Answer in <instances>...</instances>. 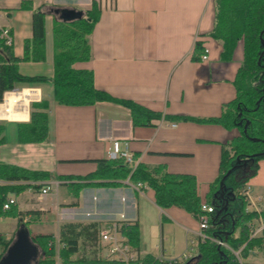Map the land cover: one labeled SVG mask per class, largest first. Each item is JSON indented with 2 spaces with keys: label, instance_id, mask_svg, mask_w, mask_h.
<instances>
[{
  "label": "crops",
  "instance_id": "0c3cea01",
  "mask_svg": "<svg viewBox=\"0 0 264 264\" xmlns=\"http://www.w3.org/2000/svg\"><path fill=\"white\" fill-rule=\"evenodd\" d=\"M94 1L101 15L89 37L91 59L76 67L93 72L97 89L164 116L207 119L222 115L226 104L236 97L234 81L243 62V44L231 61L221 60L222 45L210 35L214 0H0V28L10 29L14 54L22 58L26 40L33 37L34 12L41 5L89 10ZM24 3L27 8L22 9ZM53 27L54 17L49 14L45 18V60L20 62L18 68L21 75L42 76L46 82L7 91L0 99V163L49 171L55 177H83L97 170L98 160L110 159L117 142L120 150L133 155L136 165L162 166L169 173L195 177L198 195L206 199L219 177L223 148L237 131L216 124L169 121L164 116L149 126L136 127L130 110L111 102L58 105L53 99ZM197 42L208 49L206 61L192 58ZM11 94L19 97L13 104L8 103ZM43 99L49 102V137L43 143H21L19 126L30 121L31 104ZM17 114L26 116L15 118ZM46 184L52 187L49 194L57 187L56 202L49 207L42 204L49 194L45 200L39 199L41 189L31 187L11 195L16 197L20 215L0 218V238L10 241L7 248L0 245V264H38L44 254L34 239L45 235L60 239L61 226L52 225L54 219L46 225V218L56 212L69 223H97L99 228L124 213L130 225L139 226L140 255L178 257L189 240L197 238L198 219L178 207L160 208L149 187L138 190L124 181L118 187H86L76 197L67 181L55 178L42 182V187ZM61 187L66 191H59ZM247 189L256 211H264V159L258 162ZM32 190L38 193V203L26 195ZM8 219L13 222L2 231V223ZM22 229L37 254L10 251L19 249ZM86 249L81 246L80 257H93L94 251ZM263 250L250 251L245 261L262 264L253 256Z\"/></svg>",
  "mask_w": 264,
  "mask_h": 264
},
{
  "label": "trees",
  "instance_id": "16d2710c",
  "mask_svg": "<svg viewBox=\"0 0 264 264\" xmlns=\"http://www.w3.org/2000/svg\"><path fill=\"white\" fill-rule=\"evenodd\" d=\"M214 28L210 35L222 45L220 58L229 62L234 58L240 43L243 44V62L239 68L234 86L236 97L226 104L220 117L198 119L185 116H164L148 110L129 99L114 98L95 86L91 70L77 68L78 63L91 59V36L100 19L101 10L94 1L89 10L72 6L41 5L33 15V37L25 42L22 58L14 54L13 46H7L0 38V99L7 91L27 86L34 87L46 82L42 76L28 77L19 73L20 62H40L45 60L47 15L54 17V77L53 99L58 105L83 107L100 102H111L130 110L133 125L145 127L163 116L169 121H193L216 124L237 135L224 146L220 174L211 186L210 195L203 199L198 195L195 177L186 174H172L165 167L150 168L145 164L129 166L123 158L98 160V168L86 176H58L49 171L31 170L17 165L0 163V218L16 217L20 213L16 205L9 210L3 206L11 195H20L28 188L38 191L42 185L32 182L51 181L55 178L67 181L70 192L76 197L82 189L91 186L118 187L124 181L142 183L155 193L156 204L163 209L178 207L197 219L203 213L202 205L208 203L214 208L210 214L209 236L223 241L233 250L241 251L244 264L254 249L264 247V233L251 239L248 224L259 218L261 213L248 211L249 201L244 191L247 183L257 173L258 162L264 159V0H214ZM22 9L27 8L24 3ZM204 53L201 42H197L192 58L200 61ZM49 102L41 100L31 104V118L19 126L20 142L43 143L49 137ZM233 205L235 212H229ZM228 220L229 223L226 221ZM99 225L69 223L62 225L59 232L64 247L60 250L62 264L86 263L101 264L97 252L93 257H80L84 243L97 241ZM126 234L131 245L138 249L140 229L130 225ZM53 236H37L34 242L43 252L38 264H57L56 249L49 242ZM0 245L7 248L10 241L0 238ZM194 264H239L235 255L226 247L207 240L200 243ZM264 264V263H262Z\"/></svg>",
  "mask_w": 264,
  "mask_h": 264
},
{
  "label": "built area",
  "instance_id": "2783aa9c",
  "mask_svg": "<svg viewBox=\"0 0 264 264\" xmlns=\"http://www.w3.org/2000/svg\"><path fill=\"white\" fill-rule=\"evenodd\" d=\"M0 38L5 42L7 46L13 45V37L10 33L9 28H0ZM208 59V49H204V53L201 56V61H206ZM110 159L123 158L126 163L131 167H136V160L133 155L120 150L119 144L116 142L114 144L113 151L110 152ZM42 185V182H32L30 185ZM136 189H147L148 186L142 183H137L134 185ZM52 187L49 184L44 185L41 188L39 199L45 200ZM249 201V207H254L256 211V203L252 200L249 189L244 191ZM259 198L258 200H261ZM16 197L10 196L5 202L3 208L4 210H9L13 205H16ZM248 211H251L250 208ZM203 213L199 216V231L197 233V238L189 240L188 246L185 251L178 257H166L164 254L159 256L151 255H140L136 248H134L129 238L126 234V229L130 226V221L127 219L124 213L118 214V216L109 222H106L100 229L98 233V238L96 241L98 252V258L103 262L101 264H194L195 258L198 255V248L200 243L207 240L216 242L217 244L228 248L237 258L239 264H244V260L241 258V251L246 245H243L238 250H233L227 246L223 241L211 237L208 235L207 230L210 227V214L214 212V208L208 203L202 205ZM91 215V214H88ZM249 236L251 239L262 236L264 233V218L259 217L248 224ZM50 246L55 247L56 255L55 260L57 264H62V259L60 257V250L64 247V244L60 241L58 237H53L49 242ZM97 252V253H98ZM71 264H86V263H71Z\"/></svg>",
  "mask_w": 264,
  "mask_h": 264
},
{
  "label": "rangeland",
  "instance_id": "374dc122",
  "mask_svg": "<svg viewBox=\"0 0 264 264\" xmlns=\"http://www.w3.org/2000/svg\"><path fill=\"white\" fill-rule=\"evenodd\" d=\"M58 189H59V191H66L64 189V187H61ZM56 190H57V187L54 185L51 194H49V196H48V200L42 202L43 205H46V207H49L51 204L56 202V199H57V195H56L57 191ZM26 195L29 197H32L35 202H37V203L39 202V200L37 199L38 193L35 190H32L30 193H28ZM63 206H66V205H63ZM67 207H71V206L68 205ZM229 212L232 214L235 212V208L232 204L229 206ZM60 216H62V215H59L58 212H56L55 215L48 216L46 218V225L51 223L53 219H54V221L52 222V225L62 226L65 224H69V220L67 218H65L63 216H62V218H60ZM50 220H51V222H50ZM55 220H57V221H55ZM226 221L229 223L228 220H226ZM10 222H13V221L8 219V220H5L4 223H2V226H1L2 231L6 230L9 227ZM81 242H82V246H84L85 249L87 248L86 250H92V251H96V252L99 251L97 244H96V240L91 241L92 244H87V243L85 244L83 239H81ZM88 247H89V249H88ZM253 260H255L256 262H259V263H264V250L261 251V253H258L257 255L253 256Z\"/></svg>",
  "mask_w": 264,
  "mask_h": 264
},
{
  "label": "water",
  "instance_id": "95a60500",
  "mask_svg": "<svg viewBox=\"0 0 264 264\" xmlns=\"http://www.w3.org/2000/svg\"><path fill=\"white\" fill-rule=\"evenodd\" d=\"M20 239L22 240V243L19 245V249L11 248V252H18V253H28V254H37L36 250L32 249V244L29 242L28 234L26 229H22L19 234Z\"/></svg>",
  "mask_w": 264,
  "mask_h": 264
},
{
  "label": "bare ground",
  "instance_id": "6f19581e",
  "mask_svg": "<svg viewBox=\"0 0 264 264\" xmlns=\"http://www.w3.org/2000/svg\"><path fill=\"white\" fill-rule=\"evenodd\" d=\"M24 94H26V92L24 93ZM18 95V94H17ZM16 94H11L10 96H9V99H8V103H11V104H13L14 102H16V101H18L19 100V97L17 96ZM4 116V115H3ZM25 116L26 115H19V114H17V115H15V118H25Z\"/></svg>",
  "mask_w": 264,
  "mask_h": 264
}]
</instances>
